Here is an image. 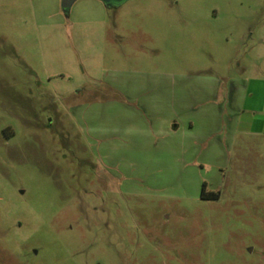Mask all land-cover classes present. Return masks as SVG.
<instances>
[{"label": "rangeland", "instance_id": "374dc122", "mask_svg": "<svg viewBox=\"0 0 264 264\" xmlns=\"http://www.w3.org/2000/svg\"><path fill=\"white\" fill-rule=\"evenodd\" d=\"M0 264H264V0H0Z\"/></svg>", "mask_w": 264, "mask_h": 264}, {"label": "trees", "instance_id": "16d2710c", "mask_svg": "<svg viewBox=\"0 0 264 264\" xmlns=\"http://www.w3.org/2000/svg\"><path fill=\"white\" fill-rule=\"evenodd\" d=\"M201 198L204 200H217L220 198V192H208L207 184L204 183L201 190Z\"/></svg>", "mask_w": 264, "mask_h": 264}, {"label": "water", "instance_id": "95a60500", "mask_svg": "<svg viewBox=\"0 0 264 264\" xmlns=\"http://www.w3.org/2000/svg\"><path fill=\"white\" fill-rule=\"evenodd\" d=\"M76 0H62V5L64 8H68L70 6H72V4L75 2Z\"/></svg>", "mask_w": 264, "mask_h": 264}, {"label": "crops", "instance_id": "0c3cea01", "mask_svg": "<svg viewBox=\"0 0 264 264\" xmlns=\"http://www.w3.org/2000/svg\"><path fill=\"white\" fill-rule=\"evenodd\" d=\"M174 129H175V130H177V129H178V127H175Z\"/></svg>", "mask_w": 264, "mask_h": 264}]
</instances>
